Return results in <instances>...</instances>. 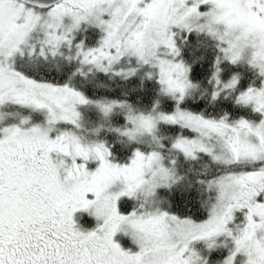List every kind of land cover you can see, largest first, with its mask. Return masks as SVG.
<instances>
[{
	"label": "snow or ice",
	"instance_id": "6c2138e0",
	"mask_svg": "<svg viewBox=\"0 0 264 264\" xmlns=\"http://www.w3.org/2000/svg\"><path fill=\"white\" fill-rule=\"evenodd\" d=\"M0 264H264V0H0Z\"/></svg>",
	"mask_w": 264,
	"mask_h": 264
}]
</instances>
